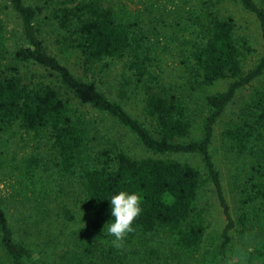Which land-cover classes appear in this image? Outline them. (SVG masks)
I'll use <instances>...</instances> for the list:
<instances>
[{
  "label": "trees",
  "instance_id": "obj_1",
  "mask_svg": "<svg viewBox=\"0 0 264 264\" xmlns=\"http://www.w3.org/2000/svg\"><path fill=\"white\" fill-rule=\"evenodd\" d=\"M5 1L0 171L24 210L11 216L0 199V264H264V82L241 94L264 76V0H235L261 30L262 54L251 68L245 61L255 48L235 18L222 13V0H172L175 9L140 0L147 5L138 12L126 0ZM3 9L19 21L13 48ZM46 21L58 30L59 51L77 55L81 75L47 47ZM173 48L179 88L166 82L161 66ZM116 62L123 63L118 99L100 84ZM30 67L42 70L25 75ZM223 80L224 89L208 92ZM134 92L141 115L119 100ZM229 110L222 141L244 163L236 214L211 151L215 126ZM94 111L123 126L149 154L132 153L112 127L97 126ZM15 139L29 150L12 152ZM173 153L197 154L202 169L168 157ZM207 185L226 217L215 248H204L208 225L200 197ZM122 189L139 194L142 210L115 247L106 235L107 198ZM71 190L87 206L88 224L64 233L78 220ZM47 225L71 243L60 255L49 256L40 242Z\"/></svg>",
  "mask_w": 264,
  "mask_h": 264
},
{
  "label": "rangeland",
  "instance_id": "obj_2",
  "mask_svg": "<svg viewBox=\"0 0 264 264\" xmlns=\"http://www.w3.org/2000/svg\"><path fill=\"white\" fill-rule=\"evenodd\" d=\"M129 4V7L138 12L139 10H144V6L147 4H143L140 0H126ZM146 1V0H145ZM154 2H158L163 8L175 9L176 3L172 0H155ZM6 3L5 0H0V7L4 6ZM219 8H221L222 13L232 15L237 23V31L241 34L246 35L252 45L255 48V51L251 53L245 61L246 68H251L260 58L263 50V43L261 38V30L256 18L249 12L243 10L239 4L235 0H222L219 4ZM3 15L7 20L9 37H10V47L13 48L17 38H19L20 26L19 21L16 15L10 9H3ZM170 19V16H169ZM44 37L46 39V44L49 50L61 57L62 61L65 62L68 66H70L77 75L82 74V69L79 65V61L77 59L76 54L71 55H63L61 51L58 49L57 43V35L58 30L55 25H53L50 21H46L43 27ZM177 52H175L174 48L169 49L164 52L163 60L161 62V66L163 69V74L166 82H173L178 88L181 86L183 82L181 67L179 66L178 60L176 58ZM31 70L37 71L42 70L37 69L36 67H30L28 69H23L24 74L27 75V72ZM123 72V63L116 62L113 66L104 74L102 80L100 81L101 87L105 89L109 95L114 98H117V86L119 83L120 75ZM264 82V76L262 77V81H255L252 85L248 86L244 91L243 95L247 94L252 87L260 85V83ZM228 84L227 80L219 81L215 85L211 86L208 89V92H215L218 90L224 89ZM118 99V98H117ZM119 100L127 107V109L133 114L141 115V107L142 101L140 96L134 92L127 99ZM232 112L230 110L225 113L217 122L215 126L213 143L211 145V151L213 157L215 159L216 165L221 171L222 180L224 189L226 192V196L229 204L232 207L233 212L236 214L238 211V193L236 189V179L237 175L241 172L244 163L241 157L235 155L228 146L222 141L221 133L226 127L227 123L232 119ZM92 120L97 126L101 127H112L114 131V135L116 138L121 139L120 141L125 145L126 148L130 149L132 153L137 155L149 154L138 142L137 140L127 132V130L123 127L115 123L108 116L102 115L99 112H91L90 114ZM200 116L196 118L194 134L199 135L200 133ZM29 148L24 146V143L20 139H15L13 144L11 145V151L18 153L19 155L23 154V151H28ZM168 157L175 158L181 161H188L195 166L202 169V161L197 154L191 153H173L168 155ZM5 175L2 171H0V199L3 200V205L7 209L8 213L11 216L17 217L24 209L20 204L17 203L16 200L12 197V191L9 187V183H7L5 179ZM68 200L71 203L72 207L76 211L78 216V220L75 224L69 225L64 233L71 232L76 228H86L85 226L88 224V210L87 206L83 202L81 195L75 190H71ZM200 206L204 209L205 218L207 222V232L206 239L204 243V248H215L221 240V232L226 225V217L220 207L217 199L215 198L211 186L207 185L201 191L200 197ZM41 232L40 242L43 248L46 249V252L50 256L60 255L62 250L68 248L67 245L71 244L68 241V237L64 235H58L55 233L53 226H46L45 230L43 227V231ZM257 235L253 236L249 242L250 245L255 244L258 240ZM174 264V263H172Z\"/></svg>",
  "mask_w": 264,
  "mask_h": 264
},
{
  "label": "clouds",
  "instance_id": "obj_3",
  "mask_svg": "<svg viewBox=\"0 0 264 264\" xmlns=\"http://www.w3.org/2000/svg\"><path fill=\"white\" fill-rule=\"evenodd\" d=\"M107 199L111 219L106 223V235L113 236V245L119 247V242L133 230L132 222L142 210L140 197L135 191L122 189L110 194Z\"/></svg>",
  "mask_w": 264,
  "mask_h": 264
}]
</instances>
